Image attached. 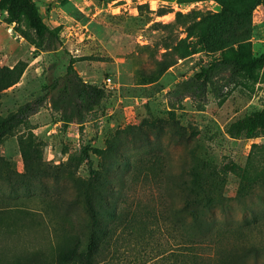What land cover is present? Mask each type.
<instances>
[{"label": "rangeland", "instance_id": "374dc122", "mask_svg": "<svg viewBox=\"0 0 264 264\" xmlns=\"http://www.w3.org/2000/svg\"><path fill=\"white\" fill-rule=\"evenodd\" d=\"M35 2L60 31L55 50L36 48L25 27L8 24L0 12V66L17 79L1 94L0 122L47 94L0 143V264L40 261V252L55 263L58 247L87 236L78 179L99 190L97 203L151 226L146 242L101 264H171L169 222L195 239L202 256L213 242L223 259L252 260V247L264 249V131L235 139L226 128L264 108V69L230 84L228 72H218L204 101L183 97L178 85L217 60L263 54L264 0ZM70 63L107 93L83 130L78 122L64 128L49 99ZM84 146L96 175L80 160ZM229 161L244 168V178L228 174L223 198L192 221L184 210L193 168L206 163L209 172ZM101 223L118 225L109 214Z\"/></svg>", "mask_w": 264, "mask_h": 264}, {"label": "trees", "instance_id": "16d2710c", "mask_svg": "<svg viewBox=\"0 0 264 264\" xmlns=\"http://www.w3.org/2000/svg\"><path fill=\"white\" fill-rule=\"evenodd\" d=\"M0 12H5V20L8 24L25 27L24 36L38 49L52 51L62 45L60 31L51 28L42 17L35 0H0ZM264 69V53L253 57H226L211 63L208 67L201 69L192 77L183 80L178 89L183 97L195 98L199 101L206 99L208 88L218 72H228V84L235 83L237 79L252 80L257 77L260 70ZM17 79L12 69L0 66V98L4 90L16 84ZM150 82V81H149ZM52 96L49 98L51 104L60 113V121L64 128L69 124L78 122L81 130L85 116L95 110L102 100L107 96L104 87L86 82L76 72L73 63L68 66L65 76L54 81L50 87ZM47 99V94L40 96L34 102H28L15 113L3 118L0 122V143L9 136H13L18 126L23 125L31 115L37 112L39 106ZM264 131V108L253 111L241 118L231 122L226 128V134L231 138L252 139ZM21 145L23 138H20ZM90 148L84 146L81 149V162L88 164L91 174L96 175L93 162L89 156ZM206 163L194 167L191 173L190 191L186 198L185 210L191 216L192 221L199 222L200 217L211 206L223 198L222 190L228 174L242 175L245 170L234 161H229L222 166L206 171ZM78 195L85 206L89 220V232L84 238L76 237L67 246L57 248L55 263L50 255L40 252V261L31 257L27 264H101L109 256L117 255L122 247H128L133 242L136 244L146 242L150 231V223L143 221L142 226L133 216L129 217L128 211H111L105 208L102 201L97 203L100 196L99 190L93 184L78 179ZM183 211L182 209L179 210ZM109 214L115 218L117 226H104L101 218ZM174 239V250L171 251L169 259L171 264H235L223 259L217 248L213 247L207 256H202L193 249L196 241L190 234L180 232L175 222H169ZM121 229L117 233L118 229ZM128 245V246H127ZM252 260L245 259L242 264H264V249L252 247ZM207 259V260H204Z\"/></svg>", "mask_w": 264, "mask_h": 264}, {"label": "built area", "instance_id": "2783aa9c", "mask_svg": "<svg viewBox=\"0 0 264 264\" xmlns=\"http://www.w3.org/2000/svg\"><path fill=\"white\" fill-rule=\"evenodd\" d=\"M105 82H106L107 86H112L113 85L111 77H108Z\"/></svg>", "mask_w": 264, "mask_h": 264}]
</instances>
